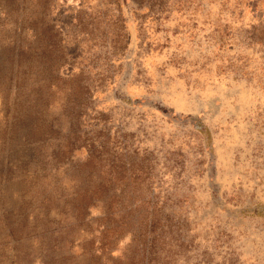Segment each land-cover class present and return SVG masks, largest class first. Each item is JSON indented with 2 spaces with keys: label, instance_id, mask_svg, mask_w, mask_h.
I'll return each mask as SVG.
<instances>
[{
  "label": "rangeland",
  "instance_id": "374dc122",
  "mask_svg": "<svg viewBox=\"0 0 264 264\" xmlns=\"http://www.w3.org/2000/svg\"><path fill=\"white\" fill-rule=\"evenodd\" d=\"M0 264H264V0H0Z\"/></svg>",
  "mask_w": 264,
  "mask_h": 264
}]
</instances>
